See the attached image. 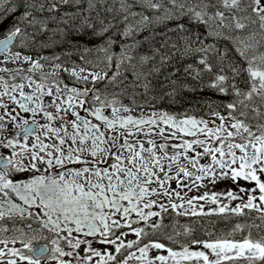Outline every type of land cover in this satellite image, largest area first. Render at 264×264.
Wrapping results in <instances>:
<instances>
[{
    "label": "snow or ice",
    "instance_id": "6c2138e0",
    "mask_svg": "<svg viewBox=\"0 0 264 264\" xmlns=\"http://www.w3.org/2000/svg\"><path fill=\"white\" fill-rule=\"evenodd\" d=\"M0 264H264V0H0Z\"/></svg>",
    "mask_w": 264,
    "mask_h": 264
}]
</instances>
